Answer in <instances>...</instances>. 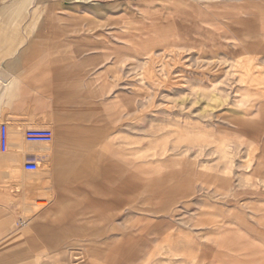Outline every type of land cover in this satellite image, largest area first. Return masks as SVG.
<instances>
[{
    "label": "rangeland",
    "instance_id": "374dc122",
    "mask_svg": "<svg viewBox=\"0 0 264 264\" xmlns=\"http://www.w3.org/2000/svg\"><path fill=\"white\" fill-rule=\"evenodd\" d=\"M11 29L0 126L53 147L19 167L61 209L15 237L29 178L0 176V264H264V0H30Z\"/></svg>",
    "mask_w": 264,
    "mask_h": 264
},
{
    "label": "crops",
    "instance_id": "0c3cea01",
    "mask_svg": "<svg viewBox=\"0 0 264 264\" xmlns=\"http://www.w3.org/2000/svg\"><path fill=\"white\" fill-rule=\"evenodd\" d=\"M6 1V0H1ZM30 0H11L9 3L4 5L0 4V41H5L4 35L6 33H15L16 30H12L11 27L16 24V22L24 17L28 2ZM41 49L40 44L33 43L29 48L28 52H36ZM56 81L53 80V98L55 97ZM2 91L0 87V92ZM3 108V112H4ZM18 112L19 109H14V113ZM15 116V115H14ZM3 117H6L3 115ZM8 119L12 118L10 111L7 115ZM23 122H19L13 130H8V143L7 150L2 152L0 150V176H7L10 179L14 174H21L22 176H27L29 179L23 181L20 185L21 194L18 197V208L20 210V215L23 211L30 213L25 216L24 219L20 216V221L18 222V228L13 229L10 234L15 237H24L31 234L33 231H38L43 228L45 224L44 221L54 216L61 209V203L58 199L53 200V204L48 207L50 203L49 190L51 187L48 186L49 180L53 179L52 172L48 170L45 165L41 163L38 164L37 168L34 170L26 169L23 167L21 170L19 163L23 159L29 161H34L35 158L43 159V163L51 157L53 154V147H48L43 144H25L21 136V130L19 129ZM59 146L66 144V138L62 130L57 131ZM59 165V164H58ZM66 177L64 171L57 173L58 182ZM25 180V179H24ZM40 199H47L48 202H40ZM32 222V223H31ZM28 227V228H27ZM25 228H27L25 231ZM9 236V235H8ZM85 244H95L101 245L103 242H82ZM49 247L53 246L55 253L60 255L62 260H66L69 256L65 255L66 246L62 248L59 247L58 242H49L47 244ZM87 245V246H88ZM73 246V245H72ZM87 252H90V248H86ZM100 254V252H96ZM25 252L19 254H9L2 258V261L9 262L12 259L24 257ZM76 255V254H75Z\"/></svg>",
    "mask_w": 264,
    "mask_h": 264
},
{
    "label": "built area",
    "instance_id": "2783aa9c",
    "mask_svg": "<svg viewBox=\"0 0 264 264\" xmlns=\"http://www.w3.org/2000/svg\"><path fill=\"white\" fill-rule=\"evenodd\" d=\"M24 138L29 142H48L52 139V133L49 130L31 129L26 130ZM8 143V128L5 125L0 126V148L5 151Z\"/></svg>",
    "mask_w": 264,
    "mask_h": 264
}]
</instances>
